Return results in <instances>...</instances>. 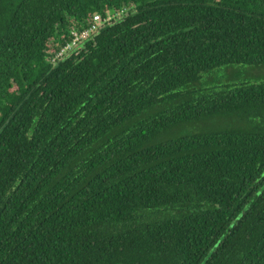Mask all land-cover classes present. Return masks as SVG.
Segmentation results:
<instances>
[{"label":"trees","instance_id":"obj_1","mask_svg":"<svg viewBox=\"0 0 264 264\" xmlns=\"http://www.w3.org/2000/svg\"><path fill=\"white\" fill-rule=\"evenodd\" d=\"M0 264H264V0H0Z\"/></svg>","mask_w":264,"mask_h":264},{"label":"built area","instance_id":"obj_2","mask_svg":"<svg viewBox=\"0 0 264 264\" xmlns=\"http://www.w3.org/2000/svg\"><path fill=\"white\" fill-rule=\"evenodd\" d=\"M124 11H116L113 13H107L105 17H103L100 13H95L93 15V21L91 26L88 29L83 30L82 32H77L73 30L72 40L68 42L60 52H58L57 57L65 58L69 56L72 52H74L77 48H80L84 45L85 41L88 37L99 30L104 25H111L114 21L122 18V14Z\"/></svg>","mask_w":264,"mask_h":264},{"label":"rangeland","instance_id":"obj_3","mask_svg":"<svg viewBox=\"0 0 264 264\" xmlns=\"http://www.w3.org/2000/svg\"><path fill=\"white\" fill-rule=\"evenodd\" d=\"M232 72L236 73V74H234V73L232 74V78L233 77L234 78L240 77V78L244 79V78H249V77H252L255 75L253 73L254 69L252 67L250 68L249 66H247V67L234 66Z\"/></svg>","mask_w":264,"mask_h":264}]
</instances>
